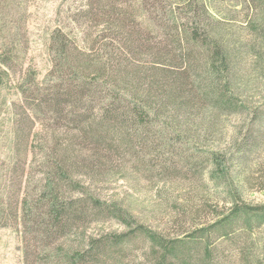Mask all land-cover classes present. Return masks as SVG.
Segmentation results:
<instances>
[{
    "label": "rangeland",
    "instance_id": "374dc122",
    "mask_svg": "<svg viewBox=\"0 0 264 264\" xmlns=\"http://www.w3.org/2000/svg\"><path fill=\"white\" fill-rule=\"evenodd\" d=\"M109 1V9H99L94 0L29 1L25 52L0 90V157L6 154L1 143L8 125L4 105L12 101L18 106L16 89L23 86L28 97L38 99L40 111L28 114L33 122L26 154L28 187L51 179L60 202L95 199L109 209L93 214L83 207L64 236L37 244L32 263L264 264V223L218 226L234 200L249 211L264 207V0H209L205 11L201 0ZM79 11L84 12L79 24L98 44L91 59L119 61L139 28L146 46L160 42L166 47L178 81L163 80L167 92L173 84L178 87L190 120L184 113L169 119V110L156 103L162 104L165 94L149 89V75L133 87L116 89L111 77L98 72L102 82L95 83L111 85L116 90L111 95L125 101L124 112L137 108L143 113H126L109 139L81 138L65 114L71 109L67 101H59L68 108L64 114L46 107L44 101L56 100L53 93L68 94L77 73L65 63L51 70L48 37L70 27L66 16ZM111 17L119 21L117 28L105 30ZM69 31L75 37L77 31ZM126 57V62L140 59L134 53ZM61 145L79 153V173H87L89 182L77 174L66 178L59 170ZM194 237L201 238L193 243L189 239ZM21 241L15 230H0V264H22ZM96 243L105 247L99 258L82 260ZM170 246L175 256L166 252Z\"/></svg>",
    "mask_w": 264,
    "mask_h": 264
},
{
    "label": "trees",
    "instance_id": "16d2710c",
    "mask_svg": "<svg viewBox=\"0 0 264 264\" xmlns=\"http://www.w3.org/2000/svg\"><path fill=\"white\" fill-rule=\"evenodd\" d=\"M29 1L31 0H0V90L5 89L7 82L10 81L9 70L20 55L25 52L24 28ZM206 1L209 0L200 1L204 11L207 10ZM94 4L99 9L102 7L109 9L108 5L111 2L109 0H94ZM76 11L78 10L76 9ZM89 12L91 11H88L86 15H91ZM83 13L82 11L68 13L66 21L70 24V27L65 26L64 29H55L48 37L46 45L51 70L53 68L59 70L65 63L73 64L77 73L74 83L68 86V94L53 93L56 100L48 99L44 101L46 107H54L59 114H64L65 110L68 109L65 106L71 107L65 114L69 119L71 118L75 129L79 130L78 132L84 140L94 139L100 141L101 139H109L115 137V134L118 133L115 126L125 119L126 113L132 115L143 113L139 112L137 108L133 109V112L129 110L124 112L121 107H123L125 101L120 96L111 95V92L115 90L111 85L106 87L105 85H99L102 81L98 79L100 77L98 72L102 71L105 74L103 76L111 77L113 79L112 84L116 89H120L121 85L133 87L139 78L143 75H149L150 78H146L150 82L149 89L152 92L157 89V93L165 94L161 97V99H164L162 104L159 105L158 102H155L158 106L169 110V119L174 121L184 116L186 121H189L191 110L183 104L182 98H178L181 95L178 93V87L173 84L175 88H171L167 92V85L164 83L167 79L163 80V78L169 76L168 79L174 81L173 83L178 81L173 70L169 68L171 64L167 63V48L159 44L160 42L156 38L154 43H158L153 46H146V41L142 37L143 31L139 28L137 38L135 40L131 38L130 41H127V44L125 43L124 57H121V55L119 61L107 63L101 57L91 59L90 52L93 46L98 44L97 41L89 40V35L79 24ZM116 22L119 23L117 19L111 17V21L107 23L105 30L110 29V27L116 29ZM68 29L77 31L76 35L81 34V36L76 38L75 35L74 37V34ZM153 32L158 33L155 30ZM144 50L145 52H143ZM132 53L135 54V57L144 58L146 63L140 59L139 62L134 59L126 62L128 60L126 56ZM68 58H70V62H64ZM92 60L96 61L93 62ZM145 65L148 67L144 68ZM92 69L95 71H91ZM167 70H169L168 73ZM125 71L126 74H124ZM92 77L95 78L94 81L89 80ZM96 81L100 83H95ZM22 88L23 86L16 89L19 99L18 106L11 103L12 101L4 105L6 115L10 120L7 119L8 125H6V131L4 132L5 137L1 140L6 154L0 157L3 158L0 160V230L13 229L19 234L23 245V248H21L22 264H33L37 244L46 238L53 239L64 236L83 207L90 208L93 214H104L109 209H106L104 204H100L98 200L90 198V200L77 199L75 202H60L58 199V196H60L58 185L54 184L51 179H48L47 182L39 180L31 188L28 187L29 184L26 183V180L31 177L28 176L29 172L26 171V168H30L26 163V154L28 151L31 152L29 139L33 125L28 114L34 116L39 114L40 111H37L38 99L28 97L26 95L27 91H23ZM146 92L143 91V94ZM60 100L67 101L68 105L63 107L59 103ZM14 106L18 108L15 109L18 113L13 111ZM26 111H29V113ZM182 113H184L183 116ZM13 116L14 119L11 118ZM3 122L4 120H2ZM95 126L97 127L95 128ZM106 143L114 149L115 145L111 144L110 141ZM63 148V145H61L60 159L62 161L60 163L62 168L59 170L64 172L66 178H69L71 174H77L89 182L90 179L86 177L88 176L87 173H79L81 169L77 165L78 158H82L79 153L76 151L77 154H74L70 146L66 149L69 153L68 151L65 152L66 150ZM93 170L98 171L97 169ZM217 175L221 176V173H217ZM92 176L95 178L93 174ZM41 204L43 207H41ZM230 205L227 217L218 225L221 226L220 228H227L236 221L264 223V207L260 208L259 211H249L239 205L237 200H234V203H230ZM201 237H194L189 240L195 243L198 240L196 238ZM60 246L63 247L64 245ZM103 248H105L104 245L93 244L80 258L82 260L89 258L90 262L93 263L94 260L99 258V253ZM173 250H176L175 246L166 248V252L175 256Z\"/></svg>",
    "mask_w": 264,
    "mask_h": 264
}]
</instances>
